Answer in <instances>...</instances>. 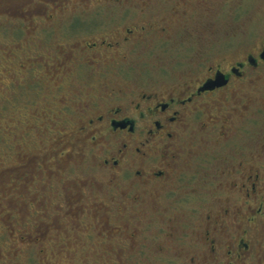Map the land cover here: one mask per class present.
Returning <instances> with one entry per match:
<instances>
[{"label": "flooded vegetation", "instance_id": "flooded-vegetation-1", "mask_svg": "<svg viewBox=\"0 0 264 264\" xmlns=\"http://www.w3.org/2000/svg\"><path fill=\"white\" fill-rule=\"evenodd\" d=\"M45 2L55 12L47 14ZM77 2L68 11L69 0H40L32 19L39 23L27 29L30 40L39 44L25 54V66L19 65L24 81L14 80L15 104L17 91L30 88L27 102L33 110L37 97L47 105L42 124L32 114L26 135L32 142L34 131L42 140L46 132L54 133L51 154L64 157L72 173L58 182L72 230L81 233L73 246L80 249L85 238L94 249L57 255H77L79 264H139L142 251L134 249L144 245L135 235V223L125 227L130 194L148 190L157 198L188 186L198 195L212 186L227 189L226 201L218 213L205 215L185 264H263L258 233L264 232V163L249 157L226 165L232 157L219 152L227 143L241 146L243 124L257 101L250 75L264 65V45L257 54L246 53L228 64L221 59L205 66L200 55L195 64L171 74L161 66V53L187 30L184 19L209 12L206 1L171 0L176 19L171 22L161 17L163 0ZM104 12L107 23L94 18ZM217 76L221 86L205 90V83ZM180 168L189 170L186 178ZM226 175L231 177L227 181ZM95 190L102 192L85 195ZM103 195L106 199L99 200Z\"/></svg>", "mask_w": 264, "mask_h": 264}, {"label": "rangeland", "instance_id": "rangeland-1", "mask_svg": "<svg viewBox=\"0 0 264 264\" xmlns=\"http://www.w3.org/2000/svg\"><path fill=\"white\" fill-rule=\"evenodd\" d=\"M69 1L68 11L78 3V0ZM203 1L209 4V12L184 19L187 30L177 33L176 39L161 53V66L171 74L188 68L192 61L195 64L200 55L204 56L205 66L221 59L228 64L229 61L241 59L246 53L257 54L264 45V0ZM39 2L0 0V264H79L81 260L75 259L77 255L68 258L57 255L63 251L73 253L80 249L94 250L92 241H86L85 238L79 243L80 249L73 246L81 233L72 230L66 215V201L60 196L64 192L58 182L70 178L72 173L67 170L68 163L64 157L58 158L51 154L54 133L46 132L47 139L42 140L34 131L30 135L32 142L26 135L33 126L32 114L36 112L42 124L47 105L37 97L36 110H33L35 106L27 102L26 92L33 91L30 88L17 91L16 104L13 99V93L18 89L14 80L20 84L26 76L19 70V65L25 66V54L30 55L39 44L30 40L27 32V29L39 23L32 20L33 14L41 7ZM170 3L171 0H163L162 3L161 17L167 22L176 20ZM48 4L44 3L47 14L55 12L51 7L48 10ZM89 11H93V8L89 7ZM98 11L96 8L94 12ZM95 17L102 23H107L109 19L107 12ZM191 29H194L193 35H190ZM15 49L20 50L13 52ZM250 77L257 101L248 111V121L243 124L245 130L241 146L237 147L234 143L221 145L219 155L232 157L226 160V165L238 158L249 157L264 163V65L252 71ZM69 147L72 149V145ZM49 150L50 153L44 154ZM75 160L70 158V162ZM42 162L44 166L40 167ZM214 166L218 167V161ZM49 169L55 173L51 174ZM179 171L186 178L189 170L180 168ZM230 178L226 175L225 181ZM222 188L220 192L210 186L204 193L196 192L197 195L187 186L186 191L172 189L160 193L157 198L148 190L135 192L136 197L130 194V198H137V202L133 203L127 198L125 227L127 230L135 223V235L144 245L134 249L142 251L141 259L137 262H188L199 241L205 215L218 213L221 202L226 201L227 194L223 196V193L227 189ZM101 192L95 190L85 192V195L95 196ZM67 194L71 197L69 191ZM221 196L224 198L221 199ZM98 199L105 200L106 196ZM101 216L104 217L103 214ZM118 219L123 220V217ZM258 237L264 246V232L259 231ZM132 261L127 264H133ZM92 262L101 264L104 260L88 261L89 264Z\"/></svg>", "mask_w": 264, "mask_h": 264}, {"label": "water", "instance_id": "water-1", "mask_svg": "<svg viewBox=\"0 0 264 264\" xmlns=\"http://www.w3.org/2000/svg\"><path fill=\"white\" fill-rule=\"evenodd\" d=\"M260 59L264 61V49L262 51V53L260 54ZM221 76H217L216 79L214 81H210L205 83L204 85V89L205 90H211L215 87H219L221 86Z\"/></svg>", "mask_w": 264, "mask_h": 264}, {"label": "trees", "instance_id": "trees-1", "mask_svg": "<svg viewBox=\"0 0 264 264\" xmlns=\"http://www.w3.org/2000/svg\"><path fill=\"white\" fill-rule=\"evenodd\" d=\"M23 240H26V238H23Z\"/></svg>", "mask_w": 264, "mask_h": 264}]
</instances>
